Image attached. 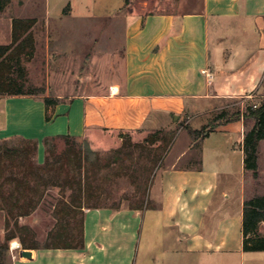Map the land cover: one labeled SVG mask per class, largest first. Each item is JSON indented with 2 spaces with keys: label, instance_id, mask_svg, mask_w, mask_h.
Masks as SVG:
<instances>
[{
  "label": "crops",
  "instance_id": "obj_1",
  "mask_svg": "<svg viewBox=\"0 0 264 264\" xmlns=\"http://www.w3.org/2000/svg\"><path fill=\"white\" fill-rule=\"evenodd\" d=\"M112 4L99 2V22L105 26L114 24L125 0L115 12ZM44 12L50 25L53 14L48 7ZM55 16L65 15L59 10ZM13 18H8L7 38L0 33V44L11 43ZM263 97L264 0H203L199 11L129 15L121 69L101 94L56 97L58 104L50 108L44 96H0V144L32 140L40 164L47 157L45 140L51 137H71L95 149L119 148L123 135L142 132L159 134L157 144L162 145L168 133L177 134V121L206 120L231 108L222 105L225 100ZM246 127L244 119L223 124L200 146L191 134L179 146L176 136L153 176L151 206L86 208L83 246L47 248L43 242L49 233L40 246L24 248L16 239L9 247L10 264H134L146 219L156 221L149 233L159 236L149 240L143 264H168L171 250L188 264H243L247 254L256 264L258 252L243 250L244 204L249 198ZM187 156L191 160L183 163ZM238 165L243 177L240 200L234 204L231 182ZM169 237L173 245L168 247L163 240ZM15 241L19 247L13 246ZM21 250L32 251V258L22 257Z\"/></svg>",
  "mask_w": 264,
  "mask_h": 264
},
{
  "label": "rangeland",
  "instance_id": "obj_2",
  "mask_svg": "<svg viewBox=\"0 0 264 264\" xmlns=\"http://www.w3.org/2000/svg\"><path fill=\"white\" fill-rule=\"evenodd\" d=\"M100 1L103 0H12L10 9L0 14V33L3 39L7 38L4 36L8 33L6 30L9 17L19 15L24 16L23 18H36L39 21L32 30L35 37V53L32 57L23 56L21 59L28 88H43L46 95L55 98L80 94H101L105 92L114 71L121 69L124 28L129 15H146L154 12L179 14L199 11L203 7V0H132L129 5L124 6L120 13L114 16L116 19L114 24L105 26L102 21L99 22ZM104 1L113 2V12H115V7L122 1L124 2V0ZM46 7H48L49 13L53 14L50 25L46 22L47 18L44 12ZM59 10L64 12L63 19L55 16ZM68 13L69 15H67ZM112 44L117 48L112 47ZM18 73L19 70L15 75L17 76ZM259 100L230 99L223 101L222 105H229L231 112L238 110L245 112L250 103L259 102ZM214 115L215 113L211 114L206 120L190 122L186 117L180 122L177 121L175 137L179 135L178 145L180 146L185 139H188V135H190L188 127L201 129L212 123ZM246 126L247 130L252 126V122H246ZM159 136V134L152 135V133L142 132L123 135L124 141L119 148L104 146L95 149L91 143L86 142L85 149L88 146L90 150L88 161L94 184L92 194L94 192L96 198L83 203V213L89 206L99 204V198L97 199L99 193L103 197L101 205L105 206L142 205L141 207L146 208L152 205L149 202L151 182L157 165L170 146L166 143L157 144ZM7 144L11 148H22L20 141ZM67 146L64 139H59L54 148L55 154L63 152ZM193 153L195 157L196 152ZM189 160L191 158L187 156L183 163ZM75 166H70L71 173L76 169ZM4 170L5 163L0 162V183L8 173ZM60 173L56 172L55 175ZM82 173L84 174V170ZM233 177L231 194L232 203L236 204L240 200V182L243 177L239 165L234 169ZM246 179L249 197L264 194V144L260 158V177L255 179L253 173L249 172ZM12 190L14 189L6 182L2 188L5 201L2 202L0 197V211L4 213V217L0 216V226L5 229V233L0 235V246L8 247V253L13 240L18 239L22 243V239H24L30 246H40L47 237V233L57 235V232L66 230L67 227L61 226L58 221L61 219V214L57 212V209L59 201L61 198L67 197L70 193L69 190L66 196H63L59 186L50 187L38 208L26 216H17V210L11 208L12 205L9 202L13 200L10 198ZM23 190L25 191V189ZM17 193L16 189L13 195L16 196ZM38 209H40L39 213L35 217ZM9 210L13 212L11 215ZM78 213L79 217L83 215L80 209H78ZM155 225H157L156 221L149 219L142 223L134 264H143L149 240L151 241L153 238L154 241L157 240L155 236L159 235L149 233V229ZM261 232L264 234V224H262ZM161 236L165 238L166 233L163 231ZM46 242L47 240L43 244ZM163 242L168 247L173 245L172 237L163 240ZM8 253L3 264H10ZM257 255L258 261L255 263L264 264V252H258ZM179 257L176 252L171 250L165 259L168 264H188L181 262ZM250 257L251 254H247L243 264H253Z\"/></svg>",
  "mask_w": 264,
  "mask_h": 264
},
{
  "label": "trees",
  "instance_id": "obj_3",
  "mask_svg": "<svg viewBox=\"0 0 264 264\" xmlns=\"http://www.w3.org/2000/svg\"><path fill=\"white\" fill-rule=\"evenodd\" d=\"M131 1L125 0V5H129ZM11 3L12 0H0V14L4 13ZM36 23V18L14 17L12 42L0 44V96H44L46 106L50 108L56 106L59 99L46 96V91L43 88H28L21 65L23 56L32 57L35 53V37L32 30ZM18 70L19 73L16 76L15 73ZM47 118H50V115H47ZM242 119L245 123L252 122V126L246 130L243 143L245 170L252 172L253 177L258 179L260 177V144L264 141V97L259 102L250 103L245 112L241 110L231 112V109H222L216 113L212 123L203 126L201 129L188 127V130L196 144L200 146L201 142L219 126ZM174 137L175 133H168L163 144L170 145ZM59 139H64L68 146L63 152L55 154L54 148ZM7 143L0 144V162L5 163L4 171L8 172L0 183L1 201H5L2 188L7 182L8 186L18 191L16 196L13 195L14 190L11 192L10 198L13 199L9 202L12 205H10L11 208L17 210V216H26L38 208L50 187L59 186L63 196H66L69 190L70 193L67 197H63L59 201V208L57 209V212L61 214V219L58 220L60 225L67 228L65 231L57 232V235H49L45 247L76 248L83 246V203L96 198L95 193L92 194L94 184L90 174V162L88 161L90 150L88 146V150L85 149L87 143L71 137L47 138L45 140L47 157L43 164L37 161L38 145L36 142L22 139L20 140L22 148H11ZM72 165H76L73 173L69 170ZM82 170H84V174ZM56 172L61 173L56 176ZM98 198L99 204L88 208L105 206L101 205L102 194L99 193ZM141 206L131 205L130 207L143 208ZM78 209L83 214L81 217H79ZM12 213L9 210V214ZM262 224H264V194H256L246 199L244 204L242 233L245 252H264ZM22 245L24 248L31 247L24 239H22ZM7 253L8 247L0 246V264H3Z\"/></svg>",
  "mask_w": 264,
  "mask_h": 264
},
{
  "label": "water",
  "instance_id": "obj_4",
  "mask_svg": "<svg viewBox=\"0 0 264 264\" xmlns=\"http://www.w3.org/2000/svg\"><path fill=\"white\" fill-rule=\"evenodd\" d=\"M20 255L22 257H26V258L31 259L32 258V251H30V250H21L20 251Z\"/></svg>",
  "mask_w": 264,
  "mask_h": 264
},
{
  "label": "bare ground",
  "instance_id": "obj_5",
  "mask_svg": "<svg viewBox=\"0 0 264 264\" xmlns=\"http://www.w3.org/2000/svg\"><path fill=\"white\" fill-rule=\"evenodd\" d=\"M114 91H116V89H114ZM13 246H14V247H19V246H20V243H19L18 241H15V242L13 243Z\"/></svg>",
  "mask_w": 264,
  "mask_h": 264
}]
</instances>
